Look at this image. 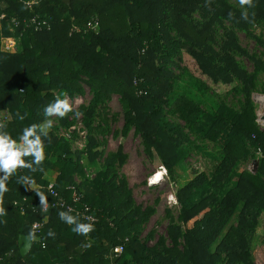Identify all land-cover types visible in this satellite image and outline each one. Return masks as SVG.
Here are the masks:
<instances>
[{
  "label": "trees",
  "instance_id": "obj_1",
  "mask_svg": "<svg viewBox=\"0 0 264 264\" xmlns=\"http://www.w3.org/2000/svg\"><path fill=\"white\" fill-rule=\"evenodd\" d=\"M70 1L0 0L3 38L16 39L19 46L10 51L0 40V123L6 124L5 131L16 139L25 127L43 123V109L57 98L83 95L86 86L93 94L90 104L81 107L88 130L85 147L73 149V139L58 134L54 126L43 138L46 159L37 171L18 169L10 177L9 191L0 198V264H256L250 236L264 212V130L252 94L264 72V59L242 47L237 30L264 45L252 32L264 22V0H254L247 19L230 0ZM196 13L202 20L194 18ZM34 18L42 21L41 27L30 23ZM97 20L95 30L91 23ZM225 21L233 28L226 32L220 51L214 29ZM184 50L214 82H241L244 102L239 109L222 101L215 110H206L202 97L189 88L202 90L200 82L171 98L181 80L172 67L185 72L176 61ZM232 51L249 57L255 71L242 67ZM112 95L120 97L125 110L123 134L134 128L145 152L172 177L193 143L186 129L223 149L211 177L202 172L177 190L179 216L170 217L167 237L160 236L153 245L141 233L156 209L138 205L127 178L120 175L118 168L128 158L122 147L106 155L96 177L87 176L83 157L97 163L105 155L98 134L108 128L101 109ZM71 115L60 118V125L72 127ZM97 118L102 120L96 126ZM253 151L262 155L255 173L242 166ZM49 171L55 179L46 178ZM23 177L34 184L24 183ZM51 182L65 206L56 204ZM41 194L51 204L47 210ZM78 196L81 200L75 202ZM84 204L95 221L77 213ZM68 206L75 208L71 214L81 222L94 223L88 239L59 219L58 213L69 211ZM239 207L237 224L223 235ZM36 222L44 223L39 232L33 230ZM50 230L54 237L48 235ZM21 235L34 241L25 256ZM153 237L154 232L148 239ZM88 243L91 247L83 246ZM119 245H125V251L115 257L112 252Z\"/></svg>",
  "mask_w": 264,
  "mask_h": 264
},
{
  "label": "rangeland",
  "instance_id": "obj_2",
  "mask_svg": "<svg viewBox=\"0 0 264 264\" xmlns=\"http://www.w3.org/2000/svg\"><path fill=\"white\" fill-rule=\"evenodd\" d=\"M230 1L239 5L238 0ZM194 18L196 20H202L199 13L194 14ZM231 28H233V26L229 21L215 26L214 32L217 40L215 47L217 50H220V46L226 39V32ZM252 32L264 41V22L256 25L252 29ZM237 34L238 41L243 48L251 55L264 59L263 44L259 43L256 38L248 35L244 31L237 30ZM1 41L7 50V47H12L14 45L10 41L7 42V39H1ZM18 47L19 46H16L15 49H18ZM11 50H14V48ZM232 53L235 54V57L242 67L250 73L255 71L254 62L249 57L242 56L239 52L232 51ZM176 61L185 72L181 73L178 67H172V69L180 75L181 79L176 81V91L171 94L172 99L176 98L178 94L182 92L183 88H188L193 82H200L202 90L195 89L194 86H190L189 88H192L197 95L202 97V105L206 110H215L216 105L222 101H226L237 109L241 107L244 102V95L239 93L242 87L239 80H235L230 84L214 82L208 75L201 71L195 58L186 50H184L183 55L176 58ZM261 96L264 97V72H260L257 78V89L254 90L252 94L257 121L261 129L264 130V100L257 99V97ZM66 98L69 99L70 103L73 105L71 120L75 121V124L70 128L64 127L60 125V118L53 116V127L58 126V129H56L58 134L66 135L73 139V149L81 150L87 144L86 137L88 135V130L84 125V114L81 111V107L82 105L88 106L90 104L93 99V94L86 86L83 95H77L74 98L66 96ZM101 112L104 117L109 119L106 132L104 134H98V138L103 143L101 148L105 150V155L100 158L97 163H90L86 156L83 157L87 176L91 179L96 177L97 173L101 169H104L103 164L106 155L110 152H117L120 147H122L123 151L128 155V158L126 163L118 168L120 175L127 178L138 205H141L143 208L153 206L156 209L155 214L150 218L141 233V238L147 241L148 244L153 245L160 236L167 237L168 226L171 221L170 217H175L177 219L179 216L181 206L178 203L177 190L202 172H205L211 177L223 158L224 153L222 146L220 143L205 139L196 131L186 129L193 143L188 146L190 149L188 157L176 167L174 176L172 177L168 170L165 172L162 169L159 160L153 159L145 152L143 139L140 135L135 133L134 128L127 134H123L125 110L118 95H112L104 108L101 109ZM77 113H79V115H77ZM169 118L185 125L184 121L174 116L169 115ZM101 120L102 119L97 118L95 125L97 126L101 123ZM197 145L201 148H197ZM261 157L262 155L260 152L253 151V155L246 159L242 163V166L255 173L258 169L259 159ZM53 159L56 161V156ZM160 172H163V175L160 174L161 176L157 177L154 182L152 178L156 177ZM78 180H80V178ZM240 209L241 207L238 208L236 214L229 221L223 235L232 225L237 224V217ZM168 210L171 211V215H168ZM152 232H154L153 239H148L149 234ZM250 243L256 264H264V212L259 218L256 229L250 236Z\"/></svg>",
  "mask_w": 264,
  "mask_h": 264
},
{
  "label": "clouds",
  "instance_id": "obj_3",
  "mask_svg": "<svg viewBox=\"0 0 264 264\" xmlns=\"http://www.w3.org/2000/svg\"><path fill=\"white\" fill-rule=\"evenodd\" d=\"M240 7L243 9L241 16L248 18V9L253 8L254 0H238ZM73 112V105L69 99L57 98L43 109L45 120L40 124H32L23 129L22 134L14 139L7 131L6 124L0 123V198L9 191L7 186L10 177L17 173L18 169L27 168L32 172L43 164L46 159L44 139L49 135L50 129L53 127V116L64 118ZM19 115V114H17ZM79 115V113H77ZM23 120L24 117L20 116ZM30 157L31 159H25ZM35 166V167H34ZM42 171L43 169L40 168ZM24 183H32L28 177L22 178ZM41 203L46 207V198L41 194ZM4 214V209L0 208V215ZM59 219L67 225L72 226V231L77 235H82L88 239V234L95 230L94 223L81 222L78 215L71 214L69 211H60ZM91 221V218H89ZM49 236L54 237L53 231L48 232ZM84 247H91V244H85Z\"/></svg>",
  "mask_w": 264,
  "mask_h": 264
},
{
  "label": "built area",
  "instance_id": "obj_4",
  "mask_svg": "<svg viewBox=\"0 0 264 264\" xmlns=\"http://www.w3.org/2000/svg\"><path fill=\"white\" fill-rule=\"evenodd\" d=\"M2 5L4 6L3 3H2ZM4 17H5V15L3 14V15L0 16V19H3ZM13 22H14L16 25H18V22L15 21V19L13 20ZM30 23L36 25L37 27H41V26H42V21H38V18H34V19H32V20L30 21ZM91 27H92L93 29L97 30V29L99 28V21L97 20L96 22H92V23H91ZM8 41H10L12 44H14L12 47H7L8 50H9V49L11 50V49H13V48L15 49L16 46H17V41H16V39H7V42H8ZM162 169H163L165 172H167V169H166L164 166H162ZM159 174L163 175V172H160V173H158L157 175H159ZM157 175H156V176H157ZM49 189H50L51 195H53L54 197H57V198H58L56 204L61 205V206H65V205H66V201H65L64 198L59 197L58 192H57V191L55 190V188H54V182H51V184L49 185ZM80 200H81V198L78 196V197L75 198L74 201H75V202H78V201H80ZM50 205H51L50 202L47 201V203H46V207H45V205H43V209H44V210L49 209V208H50ZM68 209H69V210H74V211H75V208H73L72 206H68ZM77 213H78V214H81L82 217H83V219H85V220H87V221H90L89 218H91V221H95L94 216L91 214V209H90V207H89L87 204H84V205H83V209H82V211H81V212L77 211ZM43 224H44V223H42V222H36V223H34V225H33V230H34V232H39V230L42 228ZM128 241H129V238H126V242H128ZM124 251H125V245H119V246H117L116 248L113 249V252H112V253H113V255H114L115 257H120V256L123 255Z\"/></svg>",
  "mask_w": 264,
  "mask_h": 264
},
{
  "label": "water",
  "instance_id": "obj_5",
  "mask_svg": "<svg viewBox=\"0 0 264 264\" xmlns=\"http://www.w3.org/2000/svg\"><path fill=\"white\" fill-rule=\"evenodd\" d=\"M68 4H70V0H65ZM33 238L32 236H27V235H21L19 238V244H20V249L22 254L25 256L27 255L30 250L33 247Z\"/></svg>",
  "mask_w": 264,
  "mask_h": 264
},
{
  "label": "crops",
  "instance_id": "obj_6",
  "mask_svg": "<svg viewBox=\"0 0 264 264\" xmlns=\"http://www.w3.org/2000/svg\"><path fill=\"white\" fill-rule=\"evenodd\" d=\"M1 39L3 40V39H6V38H3V34H2V22H1V19H0V40ZM2 114H3V117H5V118L8 117V114L7 113H2ZM55 176H56V174L54 172H52V171H49L46 174V178H48V179H55Z\"/></svg>",
  "mask_w": 264,
  "mask_h": 264
},
{
  "label": "bare ground",
  "instance_id": "obj_7",
  "mask_svg": "<svg viewBox=\"0 0 264 264\" xmlns=\"http://www.w3.org/2000/svg\"><path fill=\"white\" fill-rule=\"evenodd\" d=\"M256 96H257V95H256ZM257 99H258V100H262V99L264 100V97H262V96H261V97H257ZM261 103H262V102H261ZM262 105H263V104H262ZM160 176H161V175L159 174V175H157L156 177H153L152 180L155 182V181H156V178H157V177H160ZM157 180H158V179H157Z\"/></svg>",
  "mask_w": 264,
  "mask_h": 264
}]
</instances>
